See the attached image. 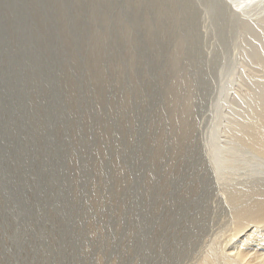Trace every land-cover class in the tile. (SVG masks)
Listing matches in <instances>:
<instances>
[{"label": "rangeland", "instance_id": "obj_1", "mask_svg": "<svg viewBox=\"0 0 264 264\" xmlns=\"http://www.w3.org/2000/svg\"><path fill=\"white\" fill-rule=\"evenodd\" d=\"M228 1L0 0V264H164L202 153L264 171L227 142L264 104V5Z\"/></svg>", "mask_w": 264, "mask_h": 264}, {"label": "bare ground", "instance_id": "obj_2", "mask_svg": "<svg viewBox=\"0 0 264 264\" xmlns=\"http://www.w3.org/2000/svg\"><path fill=\"white\" fill-rule=\"evenodd\" d=\"M230 1L231 3L228 1L227 4L236 15L239 11L245 15L250 6L257 9L264 5V0ZM262 12H264V6L260 10V13ZM247 14L250 15L251 12ZM253 65L258 66L254 72L261 77H256L250 88L255 89V92H263L264 63H253ZM257 111L260 116H257L255 124L249 125L240 115L235 119L237 122L233 121L232 125H229L228 130L231 135L229 136L230 141L227 142L228 145L235 143L242 149H246L252 157L256 156L264 163V104L259 105ZM224 144L220 143L221 150H223ZM202 154L200 166L204 174L200 179L201 193H198V196L195 194L197 196L196 203L188 201L190 203L186 202L181 207L185 213L183 226L181 225L179 229L178 226L174 230H171L169 226L166 231L167 235L171 233V235L169 234L171 237L175 232L181 234H175L179 237L178 243L175 241L177 237L173 236L177 248L174 249L175 251L170 250L164 264H264V171L259 169L253 174L239 173L233 176L222 174L220 176L215 170V163L219 161L221 164V161H214L211 156V159L208 160L209 163H205ZM239 167L241 166L239 165ZM208 174L213 176V179L207 177ZM208 181H211V185H208ZM191 200L194 201V198ZM158 230L160 231V229ZM162 238L164 239V237ZM157 239L159 240V238ZM151 242L154 249L157 244L150 237ZM162 243L158 245V248L170 249L168 243H164L166 245ZM135 255L136 257L133 255L134 258L131 261L132 264H142L139 257L141 255L138 253Z\"/></svg>", "mask_w": 264, "mask_h": 264}]
</instances>
